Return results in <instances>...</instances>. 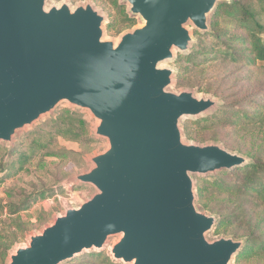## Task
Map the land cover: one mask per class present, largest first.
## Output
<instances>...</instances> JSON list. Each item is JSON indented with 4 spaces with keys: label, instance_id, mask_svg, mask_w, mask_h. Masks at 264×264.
<instances>
[{
    "label": "water",
    "instance_id": "1",
    "mask_svg": "<svg viewBox=\"0 0 264 264\" xmlns=\"http://www.w3.org/2000/svg\"><path fill=\"white\" fill-rule=\"evenodd\" d=\"M47 1L0 0V144L66 104L90 114L106 148L73 177L94 194L29 235L6 264H63L111 238L115 263L233 264L245 242L208 239L218 219L198 208L196 179L248 160L184 141L182 120L219 103L171 92L175 71L162 66L188 53L192 32H208L229 0H121L139 26L117 42L104 39L105 17L92 4Z\"/></svg>",
    "mask_w": 264,
    "mask_h": 264
},
{
    "label": "rangeland",
    "instance_id": "2",
    "mask_svg": "<svg viewBox=\"0 0 264 264\" xmlns=\"http://www.w3.org/2000/svg\"><path fill=\"white\" fill-rule=\"evenodd\" d=\"M103 2L104 0H48L47 7L59 6L63 3L68 4L71 8L86 3L92 4L105 17L104 39L113 42H117L122 34L139 26V20L130 17L127 7L120 4L121 0H117L118 4L125 8V13L129 18L135 20V24L128 29L113 7L109 5L105 8ZM257 19L264 24L263 15ZM112 20H116L117 24L113 30L108 32L107 26ZM190 30H192L191 27ZM178 55L177 53L175 60ZM174 61L162 65L175 71L173 83L169 88L173 93L193 91L198 97L215 100L219 103L218 107L222 104L231 103L243 109L250 103H264V75L255 68L219 61L205 67L191 68L189 72L179 74L174 66ZM180 65L183 66V64ZM62 111L80 115L87 129L85 125L82 126L79 123L72 128L70 133L57 132L55 129L43 138H32L30 140L32 146L29 149L30 151L32 149L39 150L38 156L35 159L30 158L26 162L21 161L22 167L19 168V171L0 182V200L3 203L12 201L19 204L23 196L39 191H48L50 188H54L53 191H60L53 195L52 192H49V198L37 201L26 212L13 216H8L6 213L0 214V231L9 230L11 233L18 234L19 231L15 228L17 223L14 224L13 221L19 222L26 229L23 239L11 248L8 255L16 247L25 246L29 235L40 233L45 226L50 225L55 217L62 215L66 209L77 208L94 194V190L90 186L78 185L73 182L74 176L84 173L90 168L91 164L88 159L106 148L105 140L94 137L95 121L86 111H77L66 104H61L49 117L42 118L31 128L19 133L12 146L0 144V156L4 155V162L7 161L6 152L15 149L27 133L35 131L49 121H53ZM196 120L184 119L181 122L183 139L186 143L194 145L217 144L248 161V157L264 160V130L219 127L214 130L196 132L192 126L188 125V123ZM186 126L190 129L187 132L188 135L186 134ZM245 200L244 198H235L230 201L228 197L216 200L211 204L212 210H204L198 205L202 212L215 217L218 221L220 217H223L231 219L232 222L227 233L218 235L210 233L208 235L209 240L223 237L235 241H246V237L251 234V229L261 222L262 217ZM114 242V238L109 239L105 249L100 251L104 252L111 261L109 249ZM90 252L98 251H87L81 255ZM250 263L264 264V257L252 260Z\"/></svg>",
    "mask_w": 264,
    "mask_h": 264
},
{
    "label": "trees",
    "instance_id": "3",
    "mask_svg": "<svg viewBox=\"0 0 264 264\" xmlns=\"http://www.w3.org/2000/svg\"><path fill=\"white\" fill-rule=\"evenodd\" d=\"M103 4L105 8L109 5L113 7L114 11L121 16L122 23L127 29L135 24V20L126 15L125 8L120 6L117 0H104ZM262 15L264 16V0H231L218 5L215 13L210 17V30L205 33L194 31V43L190 51L179 54L174 61L178 73H187L191 68H201L225 61L255 68L264 75V24L257 19ZM116 24L117 21L112 20L107 26V31L113 30ZM79 123L82 126L85 125L87 129L80 115L62 111L53 121L27 133L15 149L6 152L7 161L4 162V155L0 156V182L15 175L22 167L21 161L26 162L38 156L39 150L30 151L29 149L32 146L30 143L32 138H43L55 129L57 132L70 133ZM188 125L192 126L196 132L214 130L219 127L253 128L261 131L264 130V103H250L243 109L231 103L222 104L214 113L192 121ZM189 130L187 127V135ZM250 158L248 157L249 161L242 166L196 179L197 203L204 210H212L211 204L216 200L226 197L230 201L235 198H244L255 212L261 214V222L251 229V234L246 237L244 247L234 259V264H251L252 260L264 257V160ZM53 189L25 195L19 204L12 201L3 203L0 200V214L6 213L8 216H13L26 212L37 201L49 198V192H52V195L60 192ZM13 223H17L15 228L19 231L18 234L11 233L9 230L0 231V264H6L8 252L23 239L26 231L19 222L13 221ZM231 225V219L220 217L213 235L227 233ZM64 264L115 263L104 252H90Z\"/></svg>",
    "mask_w": 264,
    "mask_h": 264
}]
</instances>
